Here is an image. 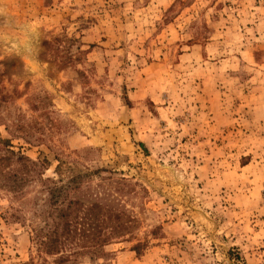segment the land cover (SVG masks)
<instances>
[{
    "label": "rangeland",
    "instance_id": "1",
    "mask_svg": "<svg viewBox=\"0 0 264 264\" xmlns=\"http://www.w3.org/2000/svg\"><path fill=\"white\" fill-rule=\"evenodd\" d=\"M8 150L130 217L60 264H264V0H0ZM18 166L0 162V264H53L40 183L4 186Z\"/></svg>",
    "mask_w": 264,
    "mask_h": 264
},
{
    "label": "trees",
    "instance_id": "2",
    "mask_svg": "<svg viewBox=\"0 0 264 264\" xmlns=\"http://www.w3.org/2000/svg\"><path fill=\"white\" fill-rule=\"evenodd\" d=\"M0 162L7 166L13 162L20 164L4 177V186L18 198L24 195L26 184L40 183L41 189L35 196V214L40 223L32 225L31 231L37 251L40 255L55 256L53 264L70 262L83 253L103 254L106 244L127 233L130 217L126 218L123 210L111 204L107 191L84 190L79 176L66 182L45 177V160L34 161L11 150L0 156ZM143 245L138 243L136 250ZM43 259L46 264L47 258Z\"/></svg>",
    "mask_w": 264,
    "mask_h": 264
}]
</instances>
